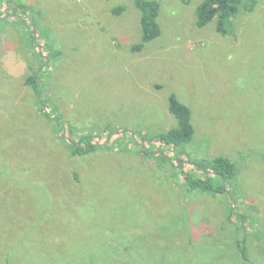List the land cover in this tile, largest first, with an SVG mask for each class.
I'll return each instance as SVG.
<instances>
[{"label": "rangeland", "instance_id": "1", "mask_svg": "<svg viewBox=\"0 0 264 264\" xmlns=\"http://www.w3.org/2000/svg\"><path fill=\"white\" fill-rule=\"evenodd\" d=\"M155 1L161 35L138 51L136 0H23L0 19V264H264V0L227 35L198 24L204 0ZM173 94L196 127L178 153L103 143L177 127ZM73 132L103 145L73 155ZM220 155L231 193L180 179Z\"/></svg>", "mask_w": 264, "mask_h": 264}, {"label": "trees", "instance_id": "2", "mask_svg": "<svg viewBox=\"0 0 264 264\" xmlns=\"http://www.w3.org/2000/svg\"><path fill=\"white\" fill-rule=\"evenodd\" d=\"M136 3L137 7L141 11V26L143 34L141 43L135 44L133 46V51L142 49L147 42H150L161 35V27L158 21L161 9L160 3L155 0H136ZM255 3V0H204L198 7V24L200 26H205L212 20L217 19L218 31L227 35L229 32L226 29V22L240 11L242 5H244L246 11H249L253 8ZM21 6H24V8ZM15 7H21L24 11H26V14L29 11L28 6L23 2L22 4L16 5L14 0H0V19L8 21V18H12L15 14H19V11L23 13L22 9H17L16 11ZM122 12L123 9L121 10V13ZM35 21L37 22L36 14L33 18V23ZM26 27L28 28L27 25ZM48 45L50 47L51 44ZM60 53L61 51L54 52L53 56L44 58L46 60L40 62L39 65L35 64V66H31V72L26 78V84L39 91L40 80L42 79L40 73L48 70L47 67L51 65L52 60L55 59L54 57L57 54L60 55ZM36 66H39V68L36 69ZM170 110L176 117L178 125L167 132L160 133L159 135L151 138H148L145 135H138V133L135 132L132 133V137L129 140L124 141L123 137L125 136H123L122 130L112 132L111 128H105L102 131V134H107L106 137H108V139H105L103 143L110 142L113 138H117L121 142L120 145L123 144L125 147L130 145L135 149L154 152V150L149 147L148 142L150 141L155 143L154 148L158 149V151L159 149L166 147L167 150H173L178 153L176 148L195 138L196 127L193 123L192 110L189 106L180 101L174 94L170 97ZM71 134L72 136L68 145L72 149L73 155H84L93 151L96 147L103 145L98 143L101 140V135L88 133L80 139H77L74 132ZM143 138L145 139L144 141L142 140ZM177 160L179 161V159ZM189 164L190 166L187 169L181 168L180 166L179 173L180 179L187 182L190 188H197L204 192L215 193H224V191L231 193L234 190L232 183L237 176V164L235 160L220 155V157L218 156L212 158L206 164ZM193 165L195 167L199 166V168L202 169L197 171Z\"/></svg>", "mask_w": 264, "mask_h": 264}, {"label": "crops", "instance_id": "3", "mask_svg": "<svg viewBox=\"0 0 264 264\" xmlns=\"http://www.w3.org/2000/svg\"><path fill=\"white\" fill-rule=\"evenodd\" d=\"M20 2L22 3V2H23V0H20Z\"/></svg>", "mask_w": 264, "mask_h": 264}, {"label": "bare ground", "instance_id": "4", "mask_svg": "<svg viewBox=\"0 0 264 264\" xmlns=\"http://www.w3.org/2000/svg\"><path fill=\"white\" fill-rule=\"evenodd\" d=\"M33 171V170H32Z\"/></svg>", "mask_w": 264, "mask_h": 264}, {"label": "flooded vegetation", "instance_id": "5", "mask_svg": "<svg viewBox=\"0 0 264 264\" xmlns=\"http://www.w3.org/2000/svg\"><path fill=\"white\" fill-rule=\"evenodd\" d=\"M5 222V221H4Z\"/></svg>", "mask_w": 264, "mask_h": 264}]
</instances>
